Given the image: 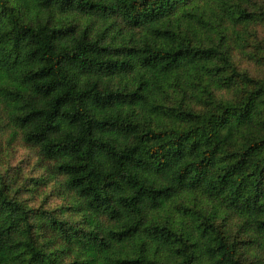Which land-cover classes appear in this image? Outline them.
<instances>
[{
  "label": "trees",
  "instance_id": "trees-1",
  "mask_svg": "<svg viewBox=\"0 0 264 264\" xmlns=\"http://www.w3.org/2000/svg\"><path fill=\"white\" fill-rule=\"evenodd\" d=\"M257 26L264 0H0V129L76 217L0 173V264H264Z\"/></svg>",
  "mask_w": 264,
  "mask_h": 264
},
{
  "label": "rangeland",
  "instance_id": "rangeland-1",
  "mask_svg": "<svg viewBox=\"0 0 264 264\" xmlns=\"http://www.w3.org/2000/svg\"><path fill=\"white\" fill-rule=\"evenodd\" d=\"M252 30L256 32V37L247 49L237 48L234 59L241 69L253 75H261L263 68L249 55L256 53L259 46H264V26L253 27ZM11 135L10 130L0 129V173L6 174L11 180L17 197L34 210H55L60 218L76 219L73 212L66 209L73 201L60 185L62 177L49 172L50 166L41 161L37 149L26 145L21 136L14 137L13 140ZM225 223L234 233H238L239 221L235 216L228 218ZM243 253L250 259L260 255L258 250L252 248L243 249ZM70 261L72 260H67Z\"/></svg>",
  "mask_w": 264,
  "mask_h": 264
}]
</instances>
